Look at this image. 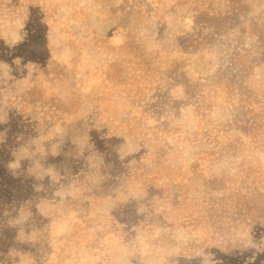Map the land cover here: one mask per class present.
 <instances>
[{
    "label": "rangeland",
    "instance_id": "1",
    "mask_svg": "<svg viewBox=\"0 0 264 264\" xmlns=\"http://www.w3.org/2000/svg\"><path fill=\"white\" fill-rule=\"evenodd\" d=\"M0 264H264V0H0Z\"/></svg>",
    "mask_w": 264,
    "mask_h": 264
}]
</instances>
